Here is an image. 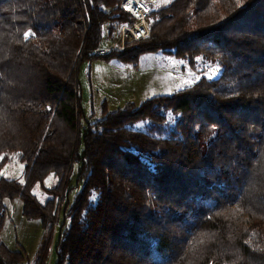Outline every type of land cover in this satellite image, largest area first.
<instances>
[{
  "label": "trees",
  "instance_id": "obj_1",
  "mask_svg": "<svg viewBox=\"0 0 264 264\" xmlns=\"http://www.w3.org/2000/svg\"><path fill=\"white\" fill-rule=\"evenodd\" d=\"M122 1L0 0V264H264V0H170L149 39L98 54ZM157 51L221 72L91 122L82 64ZM17 197L45 230L32 263L1 235Z\"/></svg>",
  "mask_w": 264,
  "mask_h": 264
},
{
  "label": "rangeland",
  "instance_id": "obj_2",
  "mask_svg": "<svg viewBox=\"0 0 264 264\" xmlns=\"http://www.w3.org/2000/svg\"><path fill=\"white\" fill-rule=\"evenodd\" d=\"M151 9L159 8L170 0H143ZM221 72L219 64L198 61L194 67L175 56L162 51L144 53L138 62L121 63L118 60L94 59L85 61L79 71V82L83 107L87 112L94 111L95 118H102L103 103L109 111H114L127 102L140 104L156 95H170L196 82L200 77H216ZM169 124H174V116L169 115ZM134 128L146 129V123L138 122ZM5 165L2 173L7 178L23 180L24 163L14 151L3 154ZM23 165V167H21ZM57 182L51 173L44 181L50 188ZM75 182L72 183V186ZM43 186L38 185L34 193L42 201L50 197ZM76 192L80 186L75 185ZM61 204V205H60ZM8 215L2 230V238L11 248H23L27 259L32 263L42 242L45 230L39 220L26 219L22 214V200L5 199ZM65 208V203L59 202ZM56 255L52 250L48 264H55Z\"/></svg>",
  "mask_w": 264,
  "mask_h": 264
},
{
  "label": "built area",
  "instance_id": "obj_3",
  "mask_svg": "<svg viewBox=\"0 0 264 264\" xmlns=\"http://www.w3.org/2000/svg\"><path fill=\"white\" fill-rule=\"evenodd\" d=\"M131 21L122 22L109 47H98L95 52L104 54L111 50H123L130 42L147 40L151 37L152 9L143 0H123L120 4Z\"/></svg>",
  "mask_w": 264,
  "mask_h": 264
},
{
  "label": "snow or ice",
  "instance_id": "obj_4",
  "mask_svg": "<svg viewBox=\"0 0 264 264\" xmlns=\"http://www.w3.org/2000/svg\"><path fill=\"white\" fill-rule=\"evenodd\" d=\"M24 35L27 38L29 36V33L26 32V33H24ZM21 167H23V165Z\"/></svg>",
  "mask_w": 264,
  "mask_h": 264
}]
</instances>
